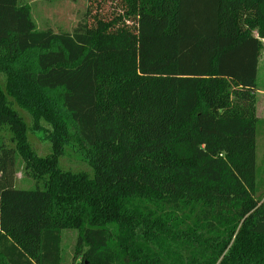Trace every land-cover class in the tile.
<instances>
[{
	"label": "trees",
	"instance_id": "16d2710c",
	"mask_svg": "<svg viewBox=\"0 0 264 264\" xmlns=\"http://www.w3.org/2000/svg\"><path fill=\"white\" fill-rule=\"evenodd\" d=\"M87 1L55 33L0 0V130L36 183L15 187L0 144V264H62L64 230L72 264H264V0ZM7 95L51 125V155L30 150ZM73 144L91 174L62 168Z\"/></svg>",
	"mask_w": 264,
	"mask_h": 264
},
{
	"label": "rangeland",
	"instance_id": "374dc122",
	"mask_svg": "<svg viewBox=\"0 0 264 264\" xmlns=\"http://www.w3.org/2000/svg\"><path fill=\"white\" fill-rule=\"evenodd\" d=\"M20 4L27 5L38 30L50 29L55 33H71L83 20L88 5L87 0H19ZM2 77V76H1ZM4 83V77L1 78ZM258 91L256 94V111L258 124L257 138V181L259 184V196L264 195V41L257 75ZM5 89V88H4ZM4 92H6L4 90ZM12 109L18 115L25 126L27 143L30 150L38 157L44 158L53 152L50 135L53 133L51 125L39 121V126L31 113L19 107L15 100L6 96ZM40 127V128H39ZM0 144L16 150L15 187L19 189H32L35 181L26 172V163L22 155L17 151L15 134L9 127L0 130ZM65 154L60 158L64 170L92 173L91 167L85 162L77 145L65 147ZM78 231L64 230L61 233L62 264H72L74 247Z\"/></svg>",
	"mask_w": 264,
	"mask_h": 264
},
{
	"label": "crops",
	"instance_id": "0c3cea01",
	"mask_svg": "<svg viewBox=\"0 0 264 264\" xmlns=\"http://www.w3.org/2000/svg\"><path fill=\"white\" fill-rule=\"evenodd\" d=\"M260 40V42L262 43V47H263V39H259ZM261 54H262V49H261V51H260V57H259V62H258V72H259V64H260V58H261Z\"/></svg>",
	"mask_w": 264,
	"mask_h": 264
}]
</instances>
